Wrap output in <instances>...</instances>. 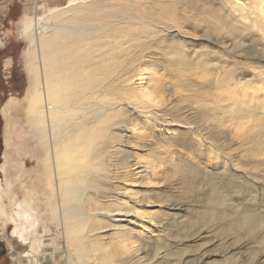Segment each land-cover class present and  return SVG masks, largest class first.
Returning a JSON list of instances; mask_svg holds the SVG:
<instances>
[{
	"label": "rangeland",
	"instance_id": "1",
	"mask_svg": "<svg viewBox=\"0 0 264 264\" xmlns=\"http://www.w3.org/2000/svg\"><path fill=\"white\" fill-rule=\"evenodd\" d=\"M68 2L14 0L9 17L0 14V44L24 41L20 61L27 72L29 40L23 32L24 23ZM256 3H117V9L122 7L125 14L138 18L135 25L144 28L137 36L138 47L130 54L136 55L141 46L149 48L143 67L148 65L158 74L142 87L135 89L137 85H133L130 102L125 101L135 112H125L127 108L121 104L123 111L114 119L115 126L106 131L105 139L109 135L111 140L104 145V155L109 159L110 172L99 173L106 180L102 189L107 191L90 209L86 202L77 204L86 216L94 214L96 218H92L90 227L94 231L84 229V237L74 239L71 246L63 234L56 189L51 192L39 184L37 139L28 135L30 124L24 111L31 87L28 72L24 96L12 93L0 117V264H69L75 256L81 264H264V229L239 225L235 210L226 207L231 201L238 210L246 207L254 216H264V92L257 89L264 82V31L259 27L234 30L240 34L234 37L231 30L225 33L227 21H218L210 13L222 16V6L231 7L237 17L234 22L253 26ZM164 10L167 15L161 14ZM227 19L232 20V16ZM211 20L217 21L213 31L204 26ZM224 37L232 41H223ZM215 39L222 43L217 44ZM238 41L241 45L236 47L232 42ZM183 45L189 50L206 49L212 55L222 50L221 46H227L222 52L225 55L235 57L240 53L231 66L234 77L242 81L235 85L207 76L200 67L182 66L172 49ZM154 83L160 88H154ZM250 83L253 85L249 87ZM241 110L244 117L239 116ZM160 127L173 132L160 134ZM225 165L232 171L229 177L236 190L220 179V173L226 174ZM138 170L140 174L134 175ZM113 195L121 202L127 200L131 211H116L122 207L111 201ZM26 199H35L37 215L23 206ZM29 216L38 218L39 223L33 226ZM18 222L25 228L22 237L16 231ZM120 227L130 228L128 240L120 235ZM125 244L128 250H124Z\"/></svg>",
	"mask_w": 264,
	"mask_h": 264
},
{
	"label": "bare ground",
	"instance_id": "2",
	"mask_svg": "<svg viewBox=\"0 0 264 264\" xmlns=\"http://www.w3.org/2000/svg\"><path fill=\"white\" fill-rule=\"evenodd\" d=\"M223 1L227 3V0ZM120 2L121 0H69L68 4L62 7H53L49 14L38 16L34 21L27 20L23 27V32L29 40L26 60L29 64L31 87L27 98L29 102L24 109L30 124L28 135L37 139L39 184L51 192L55 189L57 191L61 226L70 246L74 239L80 240V237H84L82 232L90 228L92 218H96L94 214H91L92 217L86 216L77 204L86 202V207L90 209L92 203L100 202V197L103 196L101 193L106 190L102 189L106 180L104 181L101 177L103 174L99 173L100 171L110 172V164L107 161L109 159L104 155L106 152L104 145L111 140L108 138L109 135L105 139L106 131H110L115 126L114 119L118 118V114L123 111L121 104L126 106L125 112L134 110L127 102H130L128 96L133 93V85H137L135 89L142 87L147 82H153L158 74L157 71L150 70L152 67L149 68L148 65L146 66L148 68L143 67L146 64L145 59L149 54L146 51L149 48L141 46L136 55L130 54L134 47H138L140 38L137 36L144 28L135 25L134 22L138 18L125 14L121 10L122 7L116 8L117 3ZM225 7L222 6L224 12L222 16L210 12L218 21H227L225 33H229V30L233 33L234 30L244 32L251 27H259L264 31V0H257L254 10L255 20L252 18L255 23L253 26L240 20L238 24L234 22V20L237 21V17L232 15L231 7ZM241 10L243 11V6ZM251 13L253 14V11ZM161 14L167 15V12L164 10ZM240 14L244 17V13ZM229 15L232 16V20L227 19ZM216 23L217 21L211 20L204 26L213 31L216 29ZM156 26L159 25L156 24ZM152 32H149V35ZM233 33L234 37L240 36ZM214 41L217 44L222 43L219 39ZM223 41L232 40L224 37ZM232 43L236 47L241 45L239 41ZM148 44L150 47V43ZM185 46L177 47L176 51L172 49L176 52L173 57L179 56L180 59H177L182 66L200 67L207 76L214 75L223 82L237 85L242 81H240L241 78L234 77L231 66L233 62H237L236 58L240 57V53L235 57L225 55L222 52L227 49V46H221L223 51L212 52L215 54L212 55L206 49L199 51L190 48L189 50ZM249 46L255 48L252 45ZM252 85V83L248 84L249 87ZM257 89L264 92V82L259 83ZM261 100L260 98L259 101ZM148 116L151 118V115ZM239 116L244 117L242 110ZM158 130L160 134L173 132L171 128L160 127ZM112 135L115 136L113 133ZM110 154L113 155V151ZM134 165L136 164H133V167ZM224 169L226 174L220 173V179L224 180L226 187L236 190L229 177L232 171L226 165ZM133 174H140V172L138 170ZM22 185L25 188L26 182ZM91 193L95 196L92 197ZM51 198L55 202V198ZM110 199L116 206L122 207L116 211L126 213L131 211L128 209L127 200L121 202L115 195ZM34 201L35 199H26L23 203V206L30 208L31 215H37L36 208L33 207ZM230 202L226 204V207L229 211L235 210V219L239 225L253 230L264 229L263 215L254 216L248 208L244 207L245 205H241L244 208L238 210ZM72 203L75 206H72ZM29 218L32 217L29 216ZM32 219L33 226L39 223L38 218ZM120 228V235L128 240L130 228ZM16 231H19L20 237L26 233L20 222L17 223ZM92 231L94 229H91ZM91 232L89 231L87 236ZM125 247L124 250L127 249L126 244ZM75 257L69 264H81L79 258Z\"/></svg>",
	"mask_w": 264,
	"mask_h": 264
},
{
	"label": "flooded vegetation",
	"instance_id": "3",
	"mask_svg": "<svg viewBox=\"0 0 264 264\" xmlns=\"http://www.w3.org/2000/svg\"><path fill=\"white\" fill-rule=\"evenodd\" d=\"M13 2L14 0H10L6 6L0 4L2 16L9 17L8 12ZM4 7L6 8L5 13L2 12ZM22 41H5L0 44V117L3 116L5 106L10 103L12 93H16L19 97L24 96V87L29 80L28 72L21 66L20 61L21 44L24 42ZM4 57H6L5 62Z\"/></svg>",
	"mask_w": 264,
	"mask_h": 264
},
{
	"label": "crops",
	"instance_id": "4",
	"mask_svg": "<svg viewBox=\"0 0 264 264\" xmlns=\"http://www.w3.org/2000/svg\"><path fill=\"white\" fill-rule=\"evenodd\" d=\"M10 0H0V4H2L3 6H6V4H8ZM4 256V255H2Z\"/></svg>",
	"mask_w": 264,
	"mask_h": 264
}]
</instances>
